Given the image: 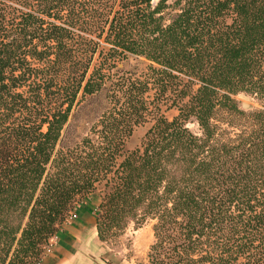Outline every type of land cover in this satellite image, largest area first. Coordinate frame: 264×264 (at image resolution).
Instances as JSON below:
<instances>
[{
  "label": "trees",
  "instance_id": "16d2710c",
  "mask_svg": "<svg viewBox=\"0 0 264 264\" xmlns=\"http://www.w3.org/2000/svg\"><path fill=\"white\" fill-rule=\"evenodd\" d=\"M94 192L102 242L153 221L138 264H264V0H0V264Z\"/></svg>",
  "mask_w": 264,
  "mask_h": 264
},
{
  "label": "rangeland",
  "instance_id": "374dc122",
  "mask_svg": "<svg viewBox=\"0 0 264 264\" xmlns=\"http://www.w3.org/2000/svg\"><path fill=\"white\" fill-rule=\"evenodd\" d=\"M119 67L126 69L136 68L139 72L145 67V62L142 58L129 56L126 61L119 64ZM234 98L238 106L246 111L255 109L259 106V102L254 96L245 93H239L235 95ZM176 113L175 109H169L165 112V115L171 118L176 115ZM149 126L150 123L148 122L136 127L126 141V149H133L139 145ZM189 128L194 132L197 131L195 123H189ZM89 198L95 203L100 202L99 192H94L91 195L79 199L72 211ZM152 225L153 221L151 220H148L138 228H135L134 224L130 223L124 232L120 233L109 242L100 241L96 232H91L88 236L87 243L82 244L81 252H77L75 257L70 259L69 264H138L145 262L149 246L153 242Z\"/></svg>",
  "mask_w": 264,
  "mask_h": 264
},
{
  "label": "crops",
  "instance_id": "0c3cea01",
  "mask_svg": "<svg viewBox=\"0 0 264 264\" xmlns=\"http://www.w3.org/2000/svg\"><path fill=\"white\" fill-rule=\"evenodd\" d=\"M90 199L71 211L52 237L51 248L43 253L39 264H69L70 259L81 252L89 234L96 232L97 235L95 220L99 202Z\"/></svg>",
  "mask_w": 264,
  "mask_h": 264
},
{
  "label": "built area",
  "instance_id": "2783aa9c",
  "mask_svg": "<svg viewBox=\"0 0 264 264\" xmlns=\"http://www.w3.org/2000/svg\"><path fill=\"white\" fill-rule=\"evenodd\" d=\"M51 240H52V238L49 240L48 244L45 246V248H44L45 251H48V250L51 248V245H52ZM43 252H44V251H43ZM39 262H40V260L37 261V262L34 263V264H39Z\"/></svg>",
  "mask_w": 264,
  "mask_h": 264
}]
</instances>
